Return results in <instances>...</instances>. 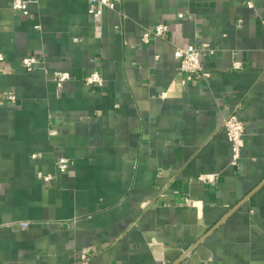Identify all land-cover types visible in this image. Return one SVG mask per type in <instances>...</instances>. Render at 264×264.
Listing matches in <instances>:
<instances>
[{"label":"crops","instance_id":"crops-1","mask_svg":"<svg viewBox=\"0 0 264 264\" xmlns=\"http://www.w3.org/2000/svg\"><path fill=\"white\" fill-rule=\"evenodd\" d=\"M113 1L36 0L23 16L0 0V95L16 96L0 99V264H75L83 248L85 264H264V0ZM160 20L166 37L143 45ZM202 42L210 77L177 83L174 47ZM31 54L46 68L25 70ZM54 70L75 79L57 87ZM94 70L101 83L80 81Z\"/></svg>","mask_w":264,"mask_h":264},{"label":"built area","instance_id":"built-area-1","mask_svg":"<svg viewBox=\"0 0 264 264\" xmlns=\"http://www.w3.org/2000/svg\"><path fill=\"white\" fill-rule=\"evenodd\" d=\"M36 0H11V8L17 12H20L23 16H28L29 5ZM250 6H253L251 2H248ZM115 9V2L113 0H89L88 12L93 14H101L103 8ZM39 27V25H36ZM169 27L167 22L160 20L152 28H144L140 34V42L143 45H148L159 38H165L168 33ZM215 48L208 42H202L198 45H178L174 47L173 55L178 62L179 76L176 78V82L182 85L197 80L199 78L210 77L211 73L204 69L201 56L205 54H213ZM5 56L0 52V72L4 71ZM22 67L27 71H34L37 68L45 69V59L37 55H26L21 60ZM244 66L243 61L233 60V69H242ZM51 80L56 84L57 87H61L65 82L72 81L75 77L68 71L54 70L49 73ZM87 86L99 84L103 81V77L98 70H94L80 78ZM167 92H162L161 97H164ZM0 99L6 102H15L16 96L12 92H6L0 95ZM222 127L225 130L226 136L230 143L231 148V164L236 165L241 150L244 147V134L245 127L244 122L235 113H231L223 119ZM40 156V153H31V158L35 159ZM70 165V159L65 155H59L55 159V170L57 172H65ZM54 174L37 172V178L42 182H50L53 179ZM217 174L215 173H203L196 177V180L205 184H213L216 182ZM26 222H23V226H26ZM93 252L91 248H83L79 252L78 260L75 264H85L88 260L89 255ZM158 259L162 261V264H167L164 254L160 253L156 255Z\"/></svg>","mask_w":264,"mask_h":264},{"label":"water","instance_id":"water-1","mask_svg":"<svg viewBox=\"0 0 264 264\" xmlns=\"http://www.w3.org/2000/svg\"><path fill=\"white\" fill-rule=\"evenodd\" d=\"M191 250V249H190ZM190 250H186L184 253H187V252H189Z\"/></svg>","mask_w":264,"mask_h":264}]
</instances>
